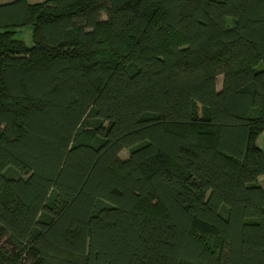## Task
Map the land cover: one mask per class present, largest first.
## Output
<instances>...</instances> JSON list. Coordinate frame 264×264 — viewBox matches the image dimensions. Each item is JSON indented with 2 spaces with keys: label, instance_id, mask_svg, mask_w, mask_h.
Instances as JSON below:
<instances>
[{
  "label": "trees",
  "instance_id": "1",
  "mask_svg": "<svg viewBox=\"0 0 264 264\" xmlns=\"http://www.w3.org/2000/svg\"><path fill=\"white\" fill-rule=\"evenodd\" d=\"M263 133L264 0L0 5V264H264Z\"/></svg>",
  "mask_w": 264,
  "mask_h": 264
},
{
  "label": "rangeland",
  "instance_id": "2",
  "mask_svg": "<svg viewBox=\"0 0 264 264\" xmlns=\"http://www.w3.org/2000/svg\"><path fill=\"white\" fill-rule=\"evenodd\" d=\"M30 3H36V4H41V3H47L50 1H56V0H28ZM106 18V17H105ZM18 40H22L23 42H25L29 47H31L33 45V27L32 26H28L25 27L20 33H18L17 37ZM222 83H223V78L220 77L218 79V89L219 91L222 88ZM259 145L260 147L263 149L264 151V133L261 135V137L259 138ZM120 157L122 159H127L129 157V152L127 150L123 151L120 155ZM45 250L50 251L54 254H58L61 255L60 252L56 251V250H52V249H48V247L45 246Z\"/></svg>",
  "mask_w": 264,
  "mask_h": 264
},
{
  "label": "crops",
  "instance_id": "3",
  "mask_svg": "<svg viewBox=\"0 0 264 264\" xmlns=\"http://www.w3.org/2000/svg\"><path fill=\"white\" fill-rule=\"evenodd\" d=\"M13 1H15V0H0V5H3V4H7V3H11V2H13ZM29 4H32V5H35L36 3L34 2H32V3H30L28 0H26ZM223 78V77H222ZM222 85H223V83H222ZM221 90H222V88H221ZM220 90V91H221ZM258 144H259V140H258ZM260 146V145H259ZM260 183H261V185H262V187L264 188V175L263 176H261L260 177Z\"/></svg>",
  "mask_w": 264,
  "mask_h": 264
}]
</instances>
